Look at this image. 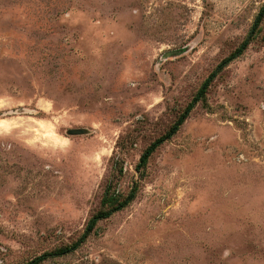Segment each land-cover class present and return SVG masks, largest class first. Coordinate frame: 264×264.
<instances>
[{"label": "rangeland", "instance_id": "obj_1", "mask_svg": "<svg viewBox=\"0 0 264 264\" xmlns=\"http://www.w3.org/2000/svg\"><path fill=\"white\" fill-rule=\"evenodd\" d=\"M263 7L0 0V264H264Z\"/></svg>", "mask_w": 264, "mask_h": 264}, {"label": "trees", "instance_id": "obj_2", "mask_svg": "<svg viewBox=\"0 0 264 264\" xmlns=\"http://www.w3.org/2000/svg\"><path fill=\"white\" fill-rule=\"evenodd\" d=\"M264 17V7L260 10L259 14L256 17L254 26L252 27L251 33H253L256 29V27L259 25L261 22L262 18ZM248 41H244L239 47H237L234 52H232L228 57L224 58L220 64L217 66V68L211 72V74L206 78V80L202 83L201 87L197 91L196 95L194 96L193 100L185 107L184 111L179 115L177 120L174 122V124L166 131L163 135L160 137L156 138L147 148L146 150L142 153L140 157V164L145 162L151 155L152 153L160 146L162 145L165 141L170 139L173 135L177 133V131L180 129V126L185 122L187 117L190 115L191 111L193 110L195 104L203 98L205 95L207 89L211 85V82L213 79L217 76V74L225 67L227 66L232 60L237 58L243 50L247 47ZM135 199V190H131L130 193L125 197L124 200H122L120 203L115 205L114 207L108 209V210H103L99 211L96 214H94L90 220L87 223L86 230L80 240L75 242L72 246L64 247L61 249H58L56 251H53L51 255L49 254H43L39 256L38 258L34 259L28 264H35L39 260L44 259L46 256H52V255H64L67 254L73 250H75L79 244L82 242V240L90 234L93 229L95 228L96 224L98 221L103 220L108 218L113 212H117L121 210L123 207L128 205L131 201Z\"/></svg>", "mask_w": 264, "mask_h": 264}, {"label": "water", "instance_id": "obj_3", "mask_svg": "<svg viewBox=\"0 0 264 264\" xmlns=\"http://www.w3.org/2000/svg\"><path fill=\"white\" fill-rule=\"evenodd\" d=\"M69 132L72 134H79V133H83L84 129H72V130H69Z\"/></svg>", "mask_w": 264, "mask_h": 264}]
</instances>
